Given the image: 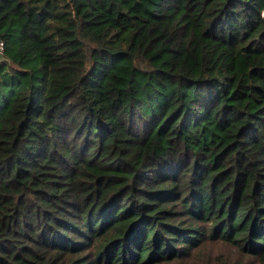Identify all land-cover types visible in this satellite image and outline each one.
<instances>
[{"label": "trees", "instance_id": "obj_1", "mask_svg": "<svg viewBox=\"0 0 264 264\" xmlns=\"http://www.w3.org/2000/svg\"><path fill=\"white\" fill-rule=\"evenodd\" d=\"M264 0H0V264H264Z\"/></svg>", "mask_w": 264, "mask_h": 264}, {"label": "built area", "instance_id": "obj_2", "mask_svg": "<svg viewBox=\"0 0 264 264\" xmlns=\"http://www.w3.org/2000/svg\"><path fill=\"white\" fill-rule=\"evenodd\" d=\"M3 51H4V44H3V41L0 40V55L3 54Z\"/></svg>", "mask_w": 264, "mask_h": 264}, {"label": "rangeland", "instance_id": "obj_3", "mask_svg": "<svg viewBox=\"0 0 264 264\" xmlns=\"http://www.w3.org/2000/svg\"><path fill=\"white\" fill-rule=\"evenodd\" d=\"M264 15V14H263ZM2 60V57H1V55H0V61Z\"/></svg>", "mask_w": 264, "mask_h": 264}]
</instances>
